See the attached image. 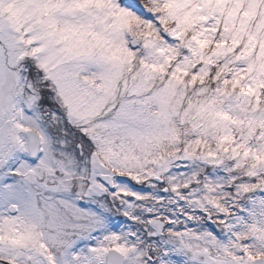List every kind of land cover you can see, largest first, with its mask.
Masks as SVG:
<instances>
[{
  "label": "snow or ice",
  "instance_id": "1",
  "mask_svg": "<svg viewBox=\"0 0 264 264\" xmlns=\"http://www.w3.org/2000/svg\"><path fill=\"white\" fill-rule=\"evenodd\" d=\"M0 264H264V0H0Z\"/></svg>",
  "mask_w": 264,
  "mask_h": 264
}]
</instances>
